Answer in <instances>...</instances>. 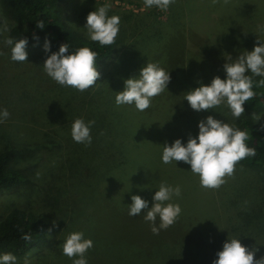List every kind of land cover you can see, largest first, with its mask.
I'll use <instances>...</instances> for the list:
<instances>
[{
	"label": "trees",
	"instance_id": "obj_1",
	"mask_svg": "<svg viewBox=\"0 0 264 264\" xmlns=\"http://www.w3.org/2000/svg\"><path fill=\"white\" fill-rule=\"evenodd\" d=\"M0 10L12 20L9 38L27 39L28 45H42L47 39L52 53L58 52L60 45L64 43L69 46V53L66 54L87 46L97 53L96 68L100 72V77L93 86V93L90 92L91 87L87 90L88 93L79 96L77 102L69 103V108L76 115L74 118H82L85 123L95 121L91 127L90 146L76 143L72 139L73 120L67 124L68 128L60 126L56 129L54 122L48 117L47 108L57 106L51 97L60 95L59 89L57 94L54 89L42 93L47 103L41 100V97L36 98L23 85L12 90L11 99L0 94V103L3 105L0 110L6 108L10 113L9 118L0 123V192L32 183L26 171L27 167L23 165L26 158L34 161L39 169L38 174L46 176L47 179L50 176L49 182L62 185L63 177L55 172L56 164L60 156L65 157L64 163L70 172L69 176H78L70 169L69 159L66 158L72 156L77 161L81 159L85 164L86 172L78 176L81 181L93 182V236L85 238L93 241V247L85 254L88 264H212L227 238L240 239L242 245L250 250L259 249L255 252L254 259L264 256V130L261 129L264 116L262 115L258 122H254L251 117L253 113L264 111V87H256V82L262 77H252L255 96L245 102V112L241 117L237 119L232 114L221 116L226 119L222 121H228V124H234L247 131L249 139L246 144L256 149L254 157H247L235 165L237 169L240 167L255 173L246 179V185L238 183L224 185L221 191L215 189L218 192V196L215 195L218 207L219 201L227 202L224 207L228 211L225 232L210 233L209 240L189 232L182 235L179 232L182 231L181 217H178L172 226L154 235L151 223L144 220L146 211L151 208L142 210L139 216H129L128 205L132 203L131 199L127 203L123 202L120 196L117 201L114 200L115 197L107 199L109 196L104 189L116 186L119 166L136 161L138 144L126 139L125 135L129 107L134 110L136 108L134 105L118 106L115 97L116 93L124 89L126 79L139 76L142 62L147 59L144 57L145 53L151 51L148 42L155 39L151 29H157L162 21L148 24L144 22L143 17L136 18L133 12L132 15H123L115 43L101 46L67 27L63 21L62 0H0ZM139 20L143 22L138 23ZM38 21H44L43 29L37 27ZM127 28L130 33L124 43L122 38ZM242 38L240 36L235 39L237 43L234 42V46L232 42L215 45L205 40L202 45L199 42L197 45L187 44L180 49L175 48L184 59L177 63L175 73L169 72L173 62H169L170 66L160 65L169 72L171 78L162 94H168L172 99L178 118L191 113L188 101L182 100L180 95L185 97L186 92L199 87L201 83L209 85L216 76L225 79L223 65L228 56L234 60L244 51H250L249 45L241 42ZM255 45L256 43L250 45L252 50ZM184 53L191 55L188 57ZM192 55H196L198 59L192 60ZM178 71L181 72L176 74ZM246 74L252 75L250 71ZM43 116L44 121L40 120ZM30 123L35 126L29 125ZM63 131H66V134ZM30 132L33 140L28 136ZM47 162L51 164L46 165ZM135 178L136 176L132 175L129 182H135ZM225 186H228V190H225ZM133 195L142 194L136 191L131 194ZM50 206H54V202H51ZM102 208L101 215L99 211ZM92 214L89 212L90 217ZM77 217V214L72 215V227L67 230L66 236L76 232L74 228L79 230V225H82L84 230L89 227L87 224H90V220H85L83 216V221L79 222L80 218L76 219ZM102 221L104 226H107L106 229L111 231V235L118 237L112 239L102 234ZM159 223L157 217V227ZM216 228L217 232L221 230L219 224ZM50 229L51 224L46 219L33 212L12 208L0 221V254L10 252L16 257H21L32 249L42 248L49 238ZM89 230L92 228L89 227ZM24 234H30L31 240L22 239ZM103 244L113 247L115 252L106 256L101 251H96L102 248ZM70 261L71 259L68 263ZM58 262L61 264V261Z\"/></svg>",
	"mask_w": 264,
	"mask_h": 264
},
{
	"label": "rangeland",
	"instance_id": "obj_2",
	"mask_svg": "<svg viewBox=\"0 0 264 264\" xmlns=\"http://www.w3.org/2000/svg\"><path fill=\"white\" fill-rule=\"evenodd\" d=\"M62 4L64 23L68 28L88 39L85 28L86 17L89 12L104 5L110 6L107 15L119 16L120 23H122L121 17L132 15L131 12L136 18L143 17L144 22L148 24L162 21L157 29H151L155 39L148 42L151 51L145 53L144 57L147 59L142 62V67L148 62L158 63L159 66L162 64L170 66L169 62H173L174 65L169 67L170 73L177 71L176 65L180 59L184 61L182 54L177 53L175 48L180 49L187 44L197 45L199 42L202 45L205 40L215 45L232 42L234 46V42L237 43L235 39L241 36L243 37L241 42L249 45L251 51L250 45L255 44L258 38L261 40L264 38V0H228L227 3L224 0H218L216 4H212V0H175V3L171 4L167 10L148 8L144 5V0H62ZM142 22V20L138 21V23ZM11 26L12 20L0 10V53H3L0 55V94L11 99L12 90L23 85L36 98L41 97V100L47 103L42 93L54 89L57 94L59 89L60 95L51 97L57 106L47 108L48 117L54 122L56 129L60 126L68 128L67 124L77 119L74 118L76 115L69 108V103L77 102L79 96L82 93H88L89 90L80 92L72 87L61 86L46 74L43 64L52 52H45L44 44H27L25 49L28 53L27 61H13L11 46L4 43L9 38L8 32ZM141 28L142 25L139 29ZM129 33L130 30L127 28L122 38L123 42L129 37ZM184 55L190 57L191 54L184 53ZM191 59L196 61L198 57L192 55ZM90 92L93 93V87ZM61 95L63 96L60 97ZM180 97L184 100L183 95ZM173 104L168 94L161 93L152 99L151 106L145 111L129 107L128 128L125 130V135L126 139L136 141L138 144L136 161L132 162L133 164L119 166L116 186L104 190L109 196L107 199L115 197L114 200L117 201L120 196V199L126 203L131 199L133 192H141V198L148 201V209H150L154 203L153 196L161 183L173 188L179 186L180 196L174 195L169 202L179 204L182 209L179 215L182 227L180 234L189 232L209 240L210 233L225 232L224 229L227 228L228 211L224 209L226 200L219 201L218 207L215 199L218 192L215 189L201 187L199 176L191 172L190 165L182 161L163 163L162 147L165 143L171 145L176 139H181V142L186 144L189 135L198 136V124L201 120L209 115L218 120H226L221 116L230 115L231 111L226 104L214 108L213 112L210 110L197 112L190 108L191 113L188 116L178 118ZM0 106L3 105L0 103ZM259 114L264 116V111ZM44 118L45 116L40 120L44 121ZM63 133L66 134V131ZM28 136L31 140L34 139L31 132ZM57 155L59 156V153ZM64 158L60 156L55 167V172L63 177L62 185L49 182L50 176L47 179L46 176L38 174L39 169L34 161L26 158L23 165L27 167L26 171L32 183L0 192V221L12 208H16L33 212L51 224V233L45 246L32 249L25 255L17 257L18 264H23L26 255L31 264H56L58 260L61 264L66 262L72 264V260L68 263L70 259L63 254L61 245L67 237V230L72 227L73 214L78 215L76 219L80 218L79 222L83 221V216L85 220H90V224H86L92 228V230H89V227L84 230L83 226L79 225V230L75 228L74 230L76 232L84 230L82 231L84 238L93 236V182L81 181L82 179L78 176L86 172L85 164L81 159L77 161L72 156H67L70 169L78 175L71 178ZM47 164L51 163L47 162ZM254 174L240 167L235 168L234 174L230 177L226 176L225 183L219 187L221 189L217 190L224 189V185H238V183L246 185V179ZM132 175L136 176L135 182H129L132 180ZM118 188L120 191H117ZM225 188L228 190V186ZM51 202H54V206H50ZM102 211L103 208L99 211L101 215ZM89 212L92 214L91 217ZM102 222L103 227L100 229L102 234L112 239L118 237V235H111L109 228L106 229L107 226H104V221ZM217 224L221 226L219 232H217ZM96 251H101L106 256L115 252L113 247L107 244H103V247Z\"/></svg>",
	"mask_w": 264,
	"mask_h": 264
},
{
	"label": "clouds",
	"instance_id": "obj_3",
	"mask_svg": "<svg viewBox=\"0 0 264 264\" xmlns=\"http://www.w3.org/2000/svg\"><path fill=\"white\" fill-rule=\"evenodd\" d=\"M225 3L228 0H224ZM175 3V0H144L148 8L156 7L161 10ZM218 0H212V4ZM109 5L100 6L95 11L89 12L86 17L87 34L91 41L98 42L101 46H110L115 43L119 33V16H108ZM44 21H38L37 27L44 28ZM38 39V38H37ZM4 43L11 46V59L15 62L27 61V39L14 40L7 38ZM45 52L50 51V42L46 39ZM67 43L61 44L58 52H53L43 64L46 74L61 86L72 87L84 92L96 84L100 72L96 68L97 53L84 46L73 50L70 54ZM3 55V53H0ZM226 78L216 76L209 85L200 84L185 93L190 107L199 112L211 110L226 104L234 118L241 117L246 101L254 98L253 76L262 77L256 82V87H264V40L258 38L251 51H244L234 60L228 56L223 65ZM251 72V76L246 73ZM169 72L165 71L158 63L148 62L142 67L138 77L128 78L124 81V89L116 93L115 103L119 105H134L139 111H145L151 106L152 99L160 95L170 82ZM10 116L8 110H0V123ZM261 114L253 113L252 119L258 122ZM95 121H85L77 118L71 125V136L74 142L90 146L92 143L91 127ZM197 137L189 135L187 143L176 139L171 145L165 143L162 147V162L165 164L184 162L191 166V172L199 176L201 187L218 189L225 183L226 176H232L235 165L247 157H254L256 149L248 147L246 141L249 133L237 126L225 123L209 115L198 124ZM264 130V124L261 125ZM179 186L173 188L161 183L153 196V205L146 211L144 220L151 223V231L158 235L160 230L172 226L179 215L181 207L171 201L175 195L179 197ZM132 203L128 205L129 216H139L142 210L149 208L148 201L139 195L131 196ZM159 217V226L156 220ZM55 226V224L53 225ZM51 231V229L49 230ZM22 239L31 240L30 234H24ZM93 247L91 239H85L82 232H71L67 235L62 252L72 260V264H88L87 251ZM259 249H249L242 245L240 239L227 238L222 250L216 253L212 264H264V256L254 259L255 252ZM78 257V258H77ZM0 264H18L17 257L8 252L0 255ZM23 264H31L26 255Z\"/></svg>",
	"mask_w": 264,
	"mask_h": 264
}]
</instances>
